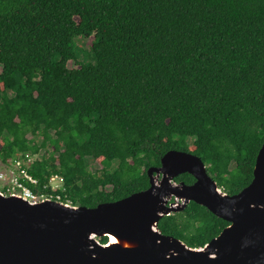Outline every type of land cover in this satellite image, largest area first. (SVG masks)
Segmentation results:
<instances>
[{"label":"trees","instance_id":"obj_1","mask_svg":"<svg viewBox=\"0 0 264 264\" xmlns=\"http://www.w3.org/2000/svg\"><path fill=\"white\" fill-rule=\"evenodd\" d=\"M0 68V160L34 157L35 194L116 202L147 190L170 151L201 158L228 195L253 180L264 0H0ZM228 226L194 202L159 224L192 248Z\"/></svg>","mask_w":264,"mask_h":264},{"label":"water","instance_id":"obj_2","mask_svg":"<svg viewBox=\"0 0 264 264\" xmlns=\"http://www.w3.org/2000/svg\"><path fill=\"white\" fill-rule=\"evenodd\" d=\"M184 174L195 182L177 183ZM148 176L147 190L95 208L0 192V264H264V144L252 182L233 196L187 152H168ZM191 202L229 223L204 248L159 228Z\"/></svg>","mask_w":264,"mask_h":264},{"label":"built area","instance_id":"obj_3","mask_svg":"<svg viewBox=\"0 0 264 264\" xmlns=\"http://www.w3.org/2000/svg\"><path fill=\"white\" fill-rule=\"evenodd\" d=\"M35 158L26 155L23 158H16L9 163L0 166V192L6 196H20L31 203H38L46 200L61 202L60 196H47L35 194L26 184L37 185L38 182L30 174ZM58 178V177H57Z\"/></svg>","mask_w":264,"mask_h":264},{"label":"rangeland","instance_id":"obj_4","mask_svg":"<svg viewBox=\"0 0 264 264\" xmlns=\"http://www.w3.org/2000/svg\"><path fill=\"white\" fill-rule=\"evenodd\" d=\"M77 45L80 46L83 49L88 50L91 47V45H92V39L79 38L78 41H77ZM68 67L70 69H73V70H76V69L79 68V66L76 63H74V62H70ZM0 72H1V68H0ZM43 152L44 151H42V153ZM1 164H3L2 160H0V166H1ZM90 165H91L90 169L93 172L100 167L99 163L98 162H94V161H91ZM114 165H116V164H114ZM51 185H52L53 190H57L58 188H60L62 186V180L57 178V177H54V178L51 179ZM69 205H71V204L69 203Z\"/></svg>","mask_w":264,"mask_h":264},{"label":"flooded vegetation","instance_id":"obj_5","mask_svg":"<svg viewBox=\"0 0 264 264\" xmlns=\"http://www.w3.org/2000/svg\"><path fill=\"white\" fill-rule=\"evenodd\" d=\"M174 202H172V204H173Z\"/></svg>","mask_w":264,"mask_h":264},{"label":"bare ground","instance_id":"obj_6","mask_svg":"<svg viewBox=\"0 0 264 264\" xmlns=\"http://www.w3.org/2000/svg\"><path fill=\"white\" fill-rule=\"evenodd\" d=\"M113 241V240H112Z\"/></svg>","mask_w":264,"mask_h":264}]
</instances>
